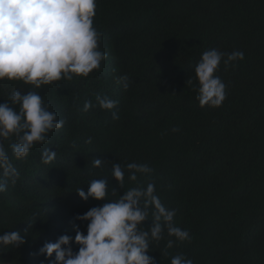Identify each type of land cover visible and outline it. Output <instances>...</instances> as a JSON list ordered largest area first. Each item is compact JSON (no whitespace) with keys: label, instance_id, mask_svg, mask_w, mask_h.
Wrapping results in <instances>:
<instances>
[{"label":"trees","instance_id":"16d2710c","mask_svg":"<svg viewBox=\"0 0 264 264\" xmlns=\"http://www.w3.org/2000/svg\"><path fill=\"white\" fill-rule=\"evenodd\" d=\"M96 3L93 27L107 54L98 70L38 89L0 81V102L18 107L11 105L14 91H36L64 120L26 158L12 160L20 175L0 193V234L19 232L25 243L0 249V264H45L38 250L46 242L74 238L73 223L86 233L87 222L74 217L106 201H83L76 191L101 178L109 180L108 200L153 183L161 203L176 210V225L191 239L166 248L174 238L165 232L150 246L155 264H170L178 253L193 264H264V0ZM210 49L244 53L217 70L226 85L219 107H201L196 99L194 68ZM125 75L127 90L117 83ZM97 94L116 107L102 110ZM85 102L93 104L88 111ZM14 141H3L10 156ZM45 148L56 152L48 164L41 160ZM93 159L102 164L94 167ZM130 162L153 171L136 182L126 172L120 189L112 165ZM151 226L142 222L146 230ZM78 248L72 244L73 252Z\"/></svg>","mask_w":264,"mask_h":264},{"label":"clouds","instance_id":"9594fccd","mask_svg":"<svg viewBox=\"0 0 264 264\" xmlns=\"http://www.w3.org/2000/svg\"><path fill=\"white\" fill-rule=\"evenodd\" d=\"M96 7V0H0V81H20L38 89L61 80L84 78L98 70L107 54L99 50L101 33L93 27ZM243 59L242 51L225 54L210 49L202 53L194 68L199 106L222 104L226 85L216 75L217 70L221 62L227 66ZM117 83L127 90L130 81L125 75L118 77ZM95 99L102 110L109 112L117 104L106 95L97 94ZM10 100L11 105L18 107L0 102V193L19 178L12 160L26 158L34 145L45 143L49 132L64 125V120L57 119V113L49 110L36 91H14ZM92 107L91 102H85L83 111ZM112 119H119L116 112H112ZM12 137L15 141L10 156L3 141ZM55 158L56 152L49 148L41 153L44 164ZM92 163L99 167L102 160L93 159ZM152 171L145 163L130 162L124 167L114 163L111 177L123 189L126 172L128 181L136 182L138 175L147 176ZM108 188L109 180L101 178L90 181L86 191L83 188L76 191L83 201L91 198L106 202L74 217L75 221L87 222L86 233L73 223L74 238L61 235L38 250L48 259L45 264H155L148 255L150 246L164 239L165 232L174 238L167 241L166 248L191 239L187 230L176 225V210L161 203L153 183L130 187L113 200L107 199ZM116 193V187H112V194ZM146 220L152 222L147 230L142 227ZM24 243L19 232L0 234V249ZM73 243L79 246L76 252L72 250ZM170 264H193V261L178 253Z\"/></svg>","mask_w":264,"mask_h":264}]
</instances>
